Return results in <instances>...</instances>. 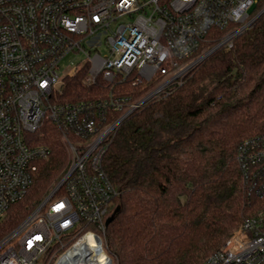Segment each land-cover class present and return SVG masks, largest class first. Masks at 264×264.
<instances>
[{
	"label": "built area",
	"instance_id": "1",
	"mask_svg": "<svg viewBox=\"0 0 264 264\" xmlns=\"http://www.w3.org/2000/svg\"><path fill=\"white\" fill-rule=\"evenodd\" d=\"M259 2L0 0V220L27 196L38 162L51 156L40 143L46 122L61 128L70 157L53 191L0 240V264H100L86 238L105 253L101 264H113L106 222L120 193L102 166L107 141L145 101L182 84L217 33V46L232 48ZM93 43L104 44L107 54L86 50ZM72 52L82 53L84 63L61 78V62ZM84 68L88 85L132 78L134 85L156 86L137 101L114 87L98 100L61 101L64 79ZM115 114L121 117L111 121ZM238 162L264 197V139L245 141ZM202 264H264V210Z\"/></svg>",
	"mask_w": 264,
	"mask_h": 264
},
{
	"label": "trees",
	"instance_id": "2",
	"mask_svg": "<svg viewBox=\"0 0 264 264\" xmlns=\"http://www.w3.org/2000/svg\"><path fill=\"white\" fill-rule=\"evenodd\" d=\"M264 9V0L251 19ZM217 40L198 54L212 50ZM87 70L66 77L61 101L98 100L113 87L137 101L156 82L132 78L85 84ZM121 114L112 115L116 121ZM40 143L51 150L38 162L27 196L0 220V240L63 179L70 157L56 122H46ZM264 139V14L190 70L182 84L145 101L107 141L103 169L119 191L109 217L105 249L113 264H202L220 251L244 222L264 210L254 180L244 176L240 146ZM87 229H95L90 224Z\"/></svg>",
	"mask_w": 264,
	"mask_h": 264
},
{
	"label": "rangeland",
	"instance_id": "3",
	"mask_svg": "<svg viewBox=\"0 0 264 264\" xmlns=\"http://www.w3.org/2000/svg\"><path fill=\"white\" fill-rule=\"evenodd\" d=\"M95 43L98 42L99 44V37H96L94 39ZM86 44L84 45L86 47V50H91L92 54L99 53L100 55L104 56L107 54V49L104 44L101 45H95L96 48L94 49V44ZM85 60V56L82 53L72 52L69 55H67L61 62V69L62 72L61 78L66 76L69 71L76 68L77 66H82Z\"/></svg>",
	"mask_w": 264,
	"mask_h": 264
},
{
	"label": "water",
	"instance_id": "4",
	"mask_svg": "<svg viewBox=\"0 0 264 264\" xmlns=\"http://www.w3.org/2000/svg\"><path fill=\"white\" fill-rule=\"evenodd\" d=\"M264 14V9L255 17L251 20V22L249 23L248 28H250L254 22H256L261 15ZM219 48H221L220 46H217L215 48H213L212 50L208 51L206 54H204L199 60H197V62H195V64L192 66L193 68L196 67L197 65H199L201 62H203L205 59H207L212 53H214L216 50H218ZM119 211V208H117V210L115 211V214L112 215L111 217L108 218L107 222H106V226L109 227V225L113 222V220L115 219V215L116 213Z\"/></svg>",
	"mask_w": 264,
	"mask_h": 264
},
{
	"label": "bare ground",
	"instance_id": "5",
	"mask_svg": "<svg viewBox=\"0 0 264 264\" xmlns=\"http://www.w3.org/2000/svg\"><path fill=\"white\" fill-rule=\"evenodd\" d=\"M89 240H90V242H92V243H91V244H92L91 246H93V248H94L92 251H93V252H96V253H95V254H96V259H95V261H98V262H101V263L104 262V259L106 258L105 253L100 252V251L98 250V246H99V245H98V244L95 245V243L93 242V240L91 241V239H89V238H88V239H87V238L85 239L86 242H87V241L89 242ZM82 251H83V250H80V251L77 250L78 253H80V252H82ZM101 263H100V264H101Z\"/></svg>",
	"mask_w": 264,
	"mask_h": 264
}]
</instances>
